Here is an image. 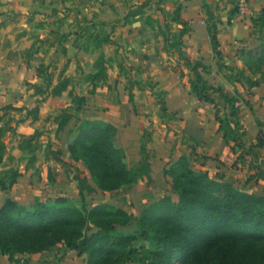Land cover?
<instances>
[{
    "label": "rangeland",
    "instance_id": "obj_1",
    "mask_svg": "<svg viewBox=\"0 0 264 264\" xmlns=\"http://www.w3.org/2000/svg\"><path fill=\"white\" fill-rule=\"evenodd\" d=\"M7 1L10 2V4L13 2L12 0ZM219 1L222 6L217 7L218 12L219 8L224 7L225 4L232 5L233 7L229 16H233L231 18L237 15L244 16L246 18L245 20L249 21L248 23L251 29L248 39L238 41L239 46L238 49L234 51V55L226 58L222 53L219 43L217 51H219L221 55L217 56V51L211 44V34H209V31L215 28L217 32L218 26L214 21V15L212 13L214 9L212 10L207 5L204 7L205 11H207V15H210L206 24L212 49L210 57L212 58L213 65L211 67H206V69L201 68L199 72L207 84L215 88V92L210 91L209 94L215 100L216 106L208 103H204V105L209 107V109L215 110L216 115L230 119L231 122H238L234 136L241 138L237 140V142H230L231 146L236 147V153L233 154L230 151V155L222 157L220 161L214 159L208 161L204 160L202 158L203 155L197 153V147H200V143L189 140V138L182 136L181 133L173 129V120L165 117V102L162 93L160 91H155L156 88L153 86L154 82L150 81L151 79L148 77L149 73L142 68L141 61L143 57H141L140 54H134L135 49L131 47L132 42L126 41L127 43L125 44V37L121 35L125 34L124 30H119L117 26L111 27L104 22L94 23L93 18L90 17L91 14L87 13L84 23L86 27V31L84 32L85 35L84 39L80 41V46H83L85 51L77 52L76 39L61 36L63 26L60 22H57L55 27H45L46 22L43 21L45 20L43 16L47 14V9L44 4L37 9L36 12L41 15V23H37L36 26L44 30L47 29V33L52 31L53 34L51 36H53V38L51 40L55 42L54 47L57 51L53 55H46L37 60L36 65H38V68H36V73L41 83L33 85L24 81L26 91H24L25 88L23 87V90L17 92L18 95L16 97V99L22 100L21 105L16 103L15 105L17 106H15L13 103L0 102V131L5 130L0 137V142L4 147L2 152L3 161L0 164V181L4 180L8 184L13 173L29 171V169L34 170L40 158L46 157L52 159L55 163L62 166L58 172L55 168V172L50 173L45 181L37 180L35 184H28L32 185V187L37 186L38 189L40 188V194L37 195L34 192L28 195L24 193L23 195L17 194V196L19 195L17 199L19 205L32 211L37 203L53 204L57 199L65 198L73 205L80 208L82 207L78 182L77 187L71 189V191H62L65 189L68 190V185L71 183L69 181H71V179L75 180L78 171H80L74 165L64 164L65 162L61 159L64 153L75 163H79L80 165L83 164L86 167L83 160L79 159L77 161L70 154V143L68 141L70 135L66 134V136L62 135L61 139L59 137L57 138V141L63 143L64 146L68 143L65 151H59L53 150V145L47 142L46 137L43 138L42 132L36 131L35 133H38L39 137L28 142V140L25 139H30L35 133L32 136L26 137L19 135L18 129L26 120L33 119L36 121L38 119L43 103H47L49 106V111L52 114L51 118H54L52 121L54 120L56 124L57 118L61 116L64 110L70 113L72 119L67 127L72 130H77L81 125L80 115L83 113V110L92 112L91 107L94 106V108H98L94 110L96 112H107L108 108L105 106L112 104L108 101L97 102L95 100L96 98L93 96L95 94L93 93H95L96 90H93V84L89 80L90 75L97 73L102 67L106 68L108 79L112 74V76L117 75L119 79L121 78L124 80L119 87L120 92L127 94L130 90V94H132L131 100L123 109L125 112L124 115H126L124 116L123 122L128 124L133 120H138V123L141 121V126L144 128L143 135L138 144L135 146L132 144L130 147H127V149L121 146V148L125 150L124 152L129 168L132 169L136 167L142 160L143 145L145 148L144 152L149 157V162L153 159V152L154 156L156 155L154 159L159 155H164L166 159L159 161L161 165L157 166V173H155L154 176L150 175L149 178H145L127 189L108 194L101 191L86 193L85 207L87 210H91L102 204H108L113 207L114 210L122 209L132 216V221L127 227H119L117 233H138L140 230V219L147 208L167 196H170L175 202L178 200L177 195L172 191L171 179L165 175V171L181 157H187L190 160L192 169L198 173L208 172L211 177L222 178L226 183L231 184L235 189L241 192L264 197V147H261V144L264 143V66L262 68L263 73L255 70V68L250 69L249 66L251 63L247 64L248 61L242 55V52L245 53L258 48L264 49V27L255 26L254 24V19L258 17L264 9V0H259V3L253 6L250 5L253 4L254 0ZM72 12L73 9L68 8L66 14L69 13L70 18H72ZM73 20L74 23L71 22L70 25L72 32L76 30L77 27L76 16L73 17ZM214 24L216 25L215 28H213ZM126 25L127 23H124L122 28H125ZM161 25H158L159 31L164 32V30H171L167 26ZM178 25H181L183 29H179L181 30L180 39L178 36L173 39L175 47L183 46V32L186 31V26L183 22H177L174 25L171 24L172 30H174L176 26L175 30L178 31ZM3 27L4 23L0 24V29ZM38 36V39L35 40L36 45L47 40L44 39L42 41L40 39L41 35ZM216 37L218 39V32ZM161 42L162 40L158 41V44ZM168 42H170V40H168ZM13 56L14 55H12V57ZM33 59H35L33 51L30 50L29 53L23 57V62H25V64H30ZM137 59H139V62ZM183 61H186L185 63L188 70H191L197 62H200L195 60L188 61L186 59H183ZM184 74L183 78L187 76ZM193 76L191 72L189 74V79H191V77L195 78ZM65 82L68 83L67 90L58 98H54L52 96L53 89ZM186 83L189 85L190 81L186 79ZM256 84H259L258 87H256ZM40 87L42 89H38ZM218 88H222L223 91L217 92ZM30 91L34 92L33 95L36 97H41L42 100L40 102H24V96H27L26 93ZM149 95L153 97L152 100L145 97H149ZM225 95L237 101L234 102L237 107V117L234 120L230 118L232 111L225 102ZM81 99H84V102H81ZM118 105L120 106L121 104ZM30 106H33V108ZM203 111L204 114L208 113L209 115V112H206L205 109ZM215 117H213V120L217 123ZM206 122L209 124L210 120L208 121L206 119ZM163 125L167 126L166 130H161V126ZM217 125L219 126L218 123ZM156 128H158L159 131H163L158 134L160 136L158 138L161 139V144L164 146L163 150L160 147L161 145H158L161 151L153 148L155 141L152 139L150 130ZM117 137L116 141L120 144ZM54 144L56 145L55 142ZM163 164L166 165L163 167ZM66 167L68 169H66ZM87 173H89V171ZM82 175L87 178L84 173H82ZM21 177L22 176L18 178V181ZM87 179L90 186L97 189L90 173ZM65 184H67V186H65ZM7 196L11 197L12 194L0 195V209L7 200H12L10 198L7 199ZM152 247L153 244L151 239L138 240L131 249L126 251L128 258L126 264H147L144 260L147 258V252L152 249ZM86 260V256L80 257L77 252L70 251L64 246H58L41 255H17L14 260H9L8 257L3 255L0 256V264H86Z\"/></svg>",
    "mask_w": 264,
    "mask_h": 264
},
{
    "label": "trees",
    "instance_id": "obj_2",
    "mask_svg": "<svg viewBox=\"0 0 264 264\" xmlns=\"http://www.w3.org/2000/svg\"><path fill=\"white\" fill-rule=\"evenodd\" d=\"M254 24L264 27V9L254 19ZM212 31H209L211 44L217 51L216 28ZM220 55L217 51V56ZM242 55L247 64L251 63L250 69L263 73V48L242 52ZM201 68L206 69L201 62L191 68L195 78L189 79L190 93L199 102L216 106L209 94L215 92V88L203 79L199 72ZM89 80L93 90L106 83V68L91 74ZM67 88V82L59 84L53 89L52 96L58 98ZM222 91V88L217 90ZM224 98L232 111L230 118L236 119L234 102L237 101L227 95ZM71 119L72 115L64 110L57 118V132L64 131ZM215 120L219 124L218 132L235 154L236 147L230 142L241 139L234 136L238 122L219 115ZM4 132L0 131V137ZM37 137L39 134L35 133L25 140L31 142ZM116 137V127L102 122H83L77 128L69 151L75 160H83L97 189L78 171L75 180L81 208L61 198L53 204L37 203L29 211L17 202L7 200L0 209V256L14 260L17 255H37L64 246L80 257L86 256V264H126V251L140 239H151L153 247L144 260L147 264H264V197L241 192L222 178L211 177L208 172L194 171L187 157H181L165 171L178 200L175 202L167 196L147 208L140 219L138 233H117L119 227H127L132 221V216L122 209L114 210L110 205L102 204L87 210L86 193L119 192L151 175L144 145L142 160L131 169ZM3 149L0 142V164ZM20 176L18 172L13 173L8 184L1 180L0 192L12 189Z\"/></svg>",
    "mask_w": 264,
    "mask_h": 264
},
{
    "label": "crops",
    "instance_id": "obj_3",
    "mask_svg": "<svg viewBox=\"0 0 264 264\" xmlns=\"http://www.w3.org/2000/svg\"><path fill=\"white\" fill-rule=\"evenodd\" d=\"M12 1L10 4L7 0H0V24L4 23V27L0 29V102L13 103L14 105L19 103L21 105L22 100L16 99V97L18 95L17 92L23 90L22 88L25 86L24 81L33 85L41 83L36 73V68H38V65H36L37 60L46 55H53L57 51L54 47L55 42L51 40L53 38L51 36L53 34L52 31L47 33V29L44 30L36 26L37 23H41V15L36 12L37 9L44 4L47 9V14L43 16L45 19L43 21L46 22L45 27H55L56 23L60 22L63 26L61 36L75 38L77 41V52L85 51V48L80 46V41L84 39V32L86 31L84 23L86 21V14L89 13L94 23L104 22L111 27L117 26L119 30L125 31V34H121L125 37V44L132 42L131 47L135 49L134 54H140L143 57L141 61L142 68L149 73L148 77L151 79L150 81L154 82L153 86L159 89H155V91L162 93L166 109L165 117L173 120L175 127L173 129L181 133L182 136L189 138V140L199 142L200 147H197V153L209 157L211 160L220 161L222 157L230 155L229 147L223 140L222 134L218 132L219 126L213 120V117L216 116V111L211 108L209 109V107L199 102L190 93V87L186 83V79L189 80L191 70L187 69L186 61H183V59L200 61L206 67L213 65L212 58L210 57L212 49L206 24L210 15H207V11L204 9L205 5L209 6L212 10L214 9L212 13L214 21L218 26V41L223 55L226 58L234 55V51L239 46L238 41L248 39L251 29L249 21L245 20L244 16L237 15L234 18H231L233 16H229L233 7L232 5L225 4L224 7L219 8L218 12L217 7L222 6L219 0ZM257 3H259V0H254L250 6ZM68 8L73 9L72 18H70L69 13L66 14ZM74 16H76L77 27L72 32L70 25L71 22L74 23ZM177 22H183L186 26V31L183 32L182 38L184 44L179 47H175L173 39L176 36L180 39L181 30L179 29H183V27L178 25L177 31L175 30L176 26L174 30H172L171 26V24L174 25ZM124 23H127V25L125 28H122ZM161 24L171 30L159 31L158 25ZM38 35H41L40 39L42 41L44 39L47 40L36 45L35 40L38 39ZM160 40L162 42L158 44ZM30 50L33 51L35 59L30 64H25L23 57ZM12 55L14 56L12 57ZM137 61L139 62V59ZM183 74L187 76L183 78ZM123 81L117 75L112 76L111 74L108 81L103 86H99L95 93H93L95 94L93 96L97 102L108 101L112 105L105 106L108 108L107 112H96L94 110L98 108H94V106L91 107L92 112L83 110L80 119L81 124L83 122L94 121L116 127L118 129L117 140L120 141L119 146H124L127 149L132 144L134 146L138 144L143 135L144 128L141 126V121L138 123V120H133L128 124L123 122L124 116H126L123 109L131 100L132 95L130 94V90L127 94L120 92L119 87ZM24 88V91H26V87ZM26 94L24 102H40L42 100L41 97L33 95L34 92L30 91ZM145 97L150 100L153 98L150 95L149 97ZM118 104L121 105L119 106ZM30 107L33 108V106ZM202 108L206 112H209V115L208 113L204 114V109ZM48 111L49 106L47 103H43L38 119L36 121L33 119L26 120L25 123L20 125L18 134L29 137L36 131H40L43 134V138L46 137L47 142L53 145V150L65 151L68 143L64 146L63 143L57 141V138L61 139L62 135L66 136V134L70 135V139L68 140L70 143L75 136L76 130L67 127L64 131L57 132L58 125L54 120L52 121L54 118H51L52 114ZM206 119L210 120L209 124H207ZM166 128V125L161 126V130H166ZM150 131L152 139L155 141L153 148L159 150L158 145H161V149L164 150V146L161 144L162 141L158 138L160 137L158 135L159 132L162 133L163 131H159L158 128L151 129ZM125 142L130 145H127ZM155 156L153 152V159L150 160L152 166L151 176L157 173V166L161 165L159 161L166 159L164 155H159L154 159ZM61 159L65 162L64 164L76 166L87 178L89 177L86 167L83 164L80 165L72 161L66 153H64ZM165 165L163 164V167ZM61 166L52 159L46 157L40 158L34 170L29 169V171L20 172L22 177L13 189L11 191L0 192V195L12 194L11 197L7 196V199L10 198L18 203L17 199L20 194L23 195L24 193L28 195L34 192L38 195L40 194V188L38 189L37 186L32 187V185L28 184H35L37 180L45 181L50 173L55 172L56 169L57 172L60 171ZM66 169L68 168L66 167ZM69 182L71 183L68 185V190H62L63 192L71 191V189L77 187V181L74 179H71ZM17 194L19 195L17 196Z\"/></svg>",
    "mask_w": 264,
    "mask_h": 264
}]
</instances>
